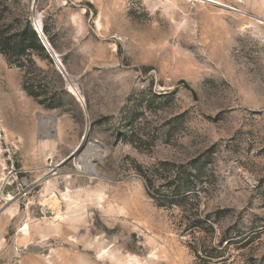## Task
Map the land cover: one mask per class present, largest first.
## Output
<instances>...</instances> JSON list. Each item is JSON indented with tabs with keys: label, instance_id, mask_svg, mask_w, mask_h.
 I'll return each instance as SVG.
<instances>
[{
	"label": "rangeland",
	"instance_id": "374dc122",
	"mask_svg": "<svg viewBox=\"0 0 264 264\" xmlns=\"http://www.w3.org/2000/svg\"><path fill=\"white\" fill-rule=\"evenodd\" d=\"M211 1L0 0V264H264V0Z\"/></svg>",
	"mask_w": 264,
	"mask_h": 264
},
{
	"label": "bare ground",
	"instance_id": "6f19581e",
	"mask_svg": "<svg viewBox=\"0 0 264 264\" xmlns=\"http://www.w3.org/2000/svg\"><path fill=\"white\" fill-rule=\"evenodd\" d=\"M209 2H213V1H211V0H208ZM217 4V3H216ZM35 28L37 29V31L39 32L41 29V24L37 21V20H35ZM47 46V45H46ZM47 49H48V51H49V53H51V56H53V58L55 59V62L57 63V66H58V62L56 61V58L54 57V55L52 54V52H51V50L48 48V46H47ZM59 67V66H58ZM59 69V72L61 71V74L64 76V77H66L65 76V74H64V72H63V70H62V68H58ZM75 95H77L76 93H75ZM44 117H46V116H44ZM51 118V117H50ZM50 118H43V121L44 122H47V121H49L50 120ZM87 142H85V145H86V147H87V144H86ZM85 145L84 144H81V146L78 148V150H77V152H76V156H77V154H79V152L82 150V149H84V147H85ZM88 148V147H87ZM87 158V157H86ZM92 158V157H91ZM77 162V161H76ZM76 169H77V171H80V172H83V173H90V172H94V162H92V161H87V162H84V164L81 166L80 165V163H79V165L78 164H76ZM11 199V196H9L8 197V200H10ZM57 199L55 198V197H51L49 200H48V203L46 204V210H52V211H55V213H56V217H58V214H59V212L57 211V209H56V205H57ZM53 219V218H52ZM56 219V218H55ZM23 230L24 231H26V226H24V228H23Z\"/></svg>",
	"mask_w": 264,
	"mask_h": 264
},
{
	"label": "water",
	"instance_id": "95a60500",
	"mask_svg": "<svg viewBox=\"0 0 264 264\" xmlns=\"http://www.w3.org/2000/svg\"><path fill=\"white\" fill-rule=\"evenodd\" d=\"M35 2H36V0H33V7L35 6ZM46 50H47V48H46ZM47 52L49 53L48 50H47ZM49 55L51 56L50 53H49ZM51 57H53V56H51ZM53 62H54V64H55L57 70H59L58 67H57V64H56L55 60H54ZM60 74H61V72H60ZM51 124H52V127H54V124H55L54 121H52ZM88 131H89V127H88V124H86V130H85V132H84V135H83L82 139H84L85 137L88 136ZM79 146H80V145H79ZM79 146L76 147V148L74 149V151L71 152L67 157H65V158L62 159L59 163H57V164L54 165L52 168H50V169L48 170V173H47L46 175H52V174H55V173H56L58 170H60V169L66 164V163H68L70 160L75 159V154H76V152H77ZM93 162L95 163V160H94ZM88 174H90V175H92V176H95V166H94V172L92 171V172H90V173H88ZM42 180H43V179H40V180L37 182V184L41 183ZM6 208H7V207H5V208H3L2 210H0V213H2Z\"/></svg>",
	"mask_w": 264,
	"mask_h": 264
},
{
	"label": "trees",
	"instance_id": "16d2710c",
	"mask_svg": "<svg viewBox=\"0 0 264 264\" xmlns=\"http://www.w3.org/2000/svg\"><path fill=\"white\" fill-rule=\"evenodd\" d=\"M25 41L26 40H24L23 38L19 40L18 46L21 47L20 51H26V50L31 51L33 47L39 46L36 34L33 31H31L30 40L26 46H25Z\"/></svg>",
	"mask_w": 264,
	"mask_h": 264
},
{
	"label": "built area",
	"instance_id": "2783aa9c",
	"mask_svg": "<svg viewBox=\"0 0 264 264\" xmlns=\"http://www.w3.org/2000/svg\"><path fill=\"white\" fill-rule=\"evenodd\" d=\"M36 32H37V34H38V36H39V39H40L42 45H43V46L45 47V49H46L47 47H46L44 41L41 39L39 32H38L37 30H36ZM50 57H51V56H50ZM51 58H52V60L54 61V58H53V57H51Z\"/></svg>",
	"mask_w": 264,
	"mask_h": 264
}]
</instances>
